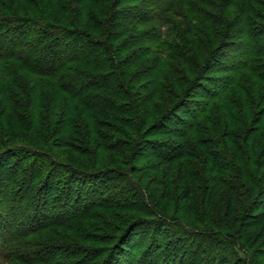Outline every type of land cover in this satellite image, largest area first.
<instances>
[{
  "label": "trees",
  "instance_id": "obj_1",
  "mask_svg": "<svg viewBox=\"0 0 264 264\" xmlns=\"http://www.w3.org/2000/svg\"><path fill=\"white\" fill-rule=\"evenodd\" d=\"M0 264H264V0H0Z\"/></svg>",
  "mask_w": 264,
  "mask_h": 264
},
{
  "label": "rangeland",
  "instance_id": "obj_2",
  "mask_svg": "<svg viewBox=\"0 0 264 264\" xmlns=\"http://www.w3.org/2000/svg\"><path fill=\"white\" fill-rule=\"evenodd\" d=\"M231 55H234L235 54V52H231L230 53ZM166 138H169V135L168 136H165ZM66 150V149H65ZM14 159V158H13ZM138 159V158H137ZM143 159V158H142ZM135 160V161H134ZM134 160H132V165H134L135 167H137L138 165H141L140 163H142V164H144L145 163V160L146 159H143L142 161H140V159L139 160H136V159H134ZM66 161H68V160H66ZM138 161H140V162H138ZM14 163V161L11 159L10 161H9V165H12ZM138 163V164H137ZM138 167H140V166H138ZM37 171V170H36ZM149 172V171H148ZM38 173H39V171H38ZM147 173V172H146ZM156 174V172H150V174H149V178H148V180H150L151 178L150 177H153L154 175ZM133 175H134V177H138L140 174H139V172L138 173H133ZM158 175H160V174H158ZM158 175H156V176H158ZM161 176V175H160ZM53 179L56 181V182H62L61 181V176H59V175H57V176H54L53 177ZM113 181V180H112ZM112 181L111 180H109L108 182H110V183H112ZM19 182H17V184H18ZM17 184H15L14 186H16ZM59 187H61L60 186V183L59 184H56L55 185V188L57 189V188H59ZM202 190L200 191V192H198V196H199V201H198V205H200L201 204V206H202V203H203V195H202ZM129 195V194H128ZM131 199V201H133V200H139L140 199V197L139 196H137V195H131V196H129ZM220 204H221V199L220 198H217L216 199V201H215V203H214V213H216L217 211L215 210L216 208L217 209H219L220 208ZM100 211V210H99ZM104 211V210H103ZM109 212V211H108ZM120 212V211H119ZM127 212H120V214H119V216L120 215H124V214H126ZM213 213V212H212ZM94 223H95V221H94ZM114 223H120V222H118V219H114ZM113 223V224H114ZM110 232H112V230L111 229H107V230H104V233L103 234H108V233H110ZM95 233V232H94ZM98 235H101L100 233H97ZM171 238V236H170V233H166V235H165V238L164 239H167V240H169ZM191 239H195V238H191ZM196 240V239H195ZM194 240V241H195ZM99 242L100 241H96V238H95V240H94V242H92V243H87L86 241L85 242H80V245H84V246H89V245H95V246H99ZM102 243V242H101ZM204 249L203 248H198L197 249V247H195V246H193L192 247V254L191 253H187L186 254V256L188 257V261L191 259V257H192V259H194V257H197V258H199V257H203V255L206 253L205 252V250L203 251ZM172 252H175V251H177V253L179 252L178 251V249L177 250H175V249H172L171 250ZM196 251H201V253H203V254H199V255H197V256H193V255H195V252ZM67 250H65V249H63L62 248V251H60V257L62 258V259H65L64 261H69V258L68 257H66V256H68L67 255ZM179 254H182L181 252H179ZM183 255V254H182ZM228 255V257H230V255L229 254H227ZM91 258H89L88 260H87V262L90 260ZM89 263V262H88Z\"/></svg>",
  "mask_w": 264,
  "mask_h": 264
}]
</instances>
